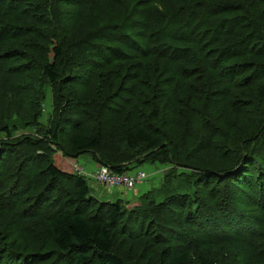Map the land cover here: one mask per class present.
Returning <instances> with one entry per match:
<instances>
[{
	"label": "trees",
	"instance_id": "16d2710c",
	"mask_svg": "<svg viewBox=\"0 0 264 264\" xmlns=\"http://www.w3.org/2000/svg\"><path fill=\"white\" fill-rule=\"evenodd\" d=\"M77 1H0V58L10 54L0 69V91L4 93L5 86L9 87L7 91L24 88L32 98L40 92L37 82L29 86L18 77L32 68L26 59L37 61L42 74L40 86L47 82L62 96L61 83L77 85L68 91L77 100L70 117L63 119L61 115L60 124L58 120L53 130H43L42 137L15 138L16 124L0 121V190L6 174L15 179L9 194H0V264H91L93 260L98 264H132L118 251L117 236L145 240L149 235L141 232L147 221L157 223V228L163 226L164 232L153 238L158 244L171 238L166 230L180 234L185 226L193 234L189 236H197L206 244L226 242L229 232H250L251 221L257 231L255 220L261 217L251 214L250 209H240V213L231 210L234 203L227 187L220 199V214L225 219L219 221L217 211L198 202L197 194L204 189L188 188L179 202H174L176 192L160 202L149 194L128 206L121 200L97 199L91 191L94 185L86 178L89 175L65 171L63 161L67 155L94 152L100 166L123 173L144 162H195L199 152L224 146L229 149L227 153L236 149L239 159L244 152L250 153L252 163L264 173V164L253 157L257 149H248L260 143L264 132V120L260 121L264 114V7L250 13L249 6L245 8L247 0H175L182 10L169 17L161 0H113L117 7L120 3V10L110 23L108 18L104 23L95 22L90 31L74 25L67 34H74L76 39L67 45L54 29L59 19L54 5L58 12L56 2L62 6V2ZM97 1L80 0L85 5L81 13L76 12V19L84 18ZM156 3L163 10L151 9ZM29 10H33L29 14L32 22L18 20ZM236 11L252 19L247 32L240 28V17L225 15ZM208 12L212 15L205 17ZM209 20V26L198 34V27ZM257 43L262 48H257ZM42 45L46 47L44 52L38 50ZM211 46L216 48V55H212ZM24 47L31 51L26 52ZM232 48L244 49L248 67L240 68L242 55L236 50L231 53ZM43 59L46 61L42 64ZM72 68L77 71L72 73ZM4 105L0 102V107ZM54 105L62 111V100L57 99ZM92 110L102 117L92 116ZM35 118L34 114L32 119L39 122ZM243 125L252 127L244 129ZM61 126H69L66 134L58 130ZM63 135L67 136L69 151L57 154L60 149L53 150L50 144L56 145ZM20 146L29 149L17 155ZM14 156L19 164L12 166ZM244 162L248 164L249 160ZM248 168L241 172L249 179L254 173ZM26 174L22 191L21 176ZM242 177L233 180L236 187L247 181L249 188L260 191L264 187V177L243 183ZM90 179L96 182V190L100 186L114 191ZM198 184L206 186L205 181ZM260 199L254 197L252 207L264 211V197ZM177 203L185 212L182 219L181 209L177 218L165 214L166 210L173 213L172 206ZM5 211L16 218L14 230L3 218ZM204 226L219 233H208ZM184 239L189 243V238ZM178 242L161 250L158 245L154 247L157 264L192 262L189 247ZM254 243L264 245V234L255 237ZM254 254L264 258V246L256 247ZM195 258L197 263L193 264H224L202 251Z\"/></svg>",
	"mask_w": 264,
	"mask_h": 264
},
{
	"label": "rangeland",
	"instance_id": "374dc122",
	"mask_svg": "<svg viewBox=\"0 0 264 264\" xmlns=\"http://www.w3.org/2000/svg\"><path fill=\"white\" fill-rule=\"evenodd\" d=\"M1 2H5V0H0ZM9 0H7L8 2ZM80 1V0H79ZM77 1V3H67L66 5L64 2H62V6H60L59 2L57 3V8L58 12L56 9V4L54 5V11L55 13L59 15L58 19V26H56L54 29L57 31V33H61L62 36H60L63 39V43L69 45L70 41L72 38H74V34L70 33L67 34L74 25H77L79 29L83 30H88L90 31L92 28L90 26H93L95 22L99 23H104L107 21L111 22L112 16H116L119 13L120 10V3L118 2V7L117 3L114 2L113 0L108 1L105 4V0H98L93 7L89 10V12L85 15L84 18L78 17L76 19V12L81 13L83 10L84 5H82V2ZM86 3L89 2L90 0H83ZM154 1V0H153ZM192 1H197V0H192ZM163 5L166 7L167 11L163 10L160 5L157 3L155 5L151 6V9L161 11L163 10L166 14V16H172L173 12H177L179 14L181 12V7L179 6V3L175 0H161ZM79 3V4H78ZM24 4V3H23ZM8 5V4H7ZM25 5V4H24ZM71 5V7L69 6ZM248 6L250 8L249 12L254 13L258 9H263L264 7V0H247L245 3V8ZM117 7V9L115 8ZM78 9V11H76ZM204 8L199 11V15L203 12ZM33 10H29L28 14H24L22 18H19L18 20H21V22H32L33 20L29 16V14ZM157 13V12H156ZM28 15V17H27ZM208 15H212L211 12H208L205 17ZM225 15H230V16H238L240 17L237 21L240 22V28H243L244 32H247L250 29V24L251 18L248 16V14L236 11V12H231L229 14ZM82 18V19H81ZM178 19V17H177ZM197 20H195V24L198 23ZM206 21V20H205ZM209 22H205L201 26L198 27V34L200 32H203L204 28L209 24ZM75 22V24H74ZM244 23V24H243ZM166 24V23H164ZM102 25V24H100ZM59 26V29H57ZM245 27V28H244ZM108 32V31H107ZM65 33L67 36H65ZM76 39V38H74ZM238 42H241L236 40ZM44 42V41H42ZM257 48H262L259 43L256 44ZM255 45V46H256ZM75 46H77L75 44ZM42 48H39L38 50L40 52H44L46 47L41 46ZM241 45L237 46V49H240ZM44 49V50H43ZM24 50L26 52H30L31 50L29 48L24 47ZM216 48L214 46L210 47V51H212V55H216L215 52ZM233 50H236L235 48H232L230 52L232 53ZM33 52V50H32ZM236 52L240 53L242 56L240 58L241 64L240 68L244 69L243 67L245 65H248L247 62V55L244 53V49L242 50H236ZM9 53L6 54V56H2L0 58V69L3 65V62L7 60L9 57ZM24 60H19V62H23ZM27 63L31 70H27L23 74H18V77H23L21 82L23 83H28L29 86L32 84V81L36 83V88H39V93L36 94L33 98L32 96H29L27 93V90L24 88L21 91H7L9 89L8 86H5L4 88V93L0 91V102H5V105L3 107H0V121L2 123H15L17 127V133L14 134L15 138H20L22 136H32V135H42L44 136V131L45 129H54L56 124L58 123L59 117L64 119V117L69 116V113H71V110L74 108V106L77 104V100L74 97H71L68 93L69 89H74L76 88L77 85L73 86V84H66L67 86L62 85L61 88V94L58 92L59 89H54L52 86H50L47 82L43 83L42 86L40 84L42 83L41 81V71L38 70L37 68V61H30L29 59H26ZM45 59H43L42 64L45 63ZM50 62L52 61V56L50 57ZM252 65V64H250ZM77 68V67H73ZM72 68V73L76 72V69ZM254 68H251L248 72L244 73L240 78H243L245 75H247L249 72H251ZM27 77V78H26ZM99 82V81H98ZM96 83V85L98 84ZM67 88V90H66ZM14 92V93H12ZM21 92V93H19ZM70 98L68 97V95ZM39 95V96H38ZM38 97V100H37ZM58 99L60 102L62 100V105H61V110H57L54 103ZM89 103V101H87ZM240 105V103H238ZM65 105V106H64ZM69 106V108H68ZM90 108V107H89ZM92 116H100V112L97 111H91L90 112ZM36 115L37 118L39 119L38 121H35L32 119L33 115ZM253 120H257V118H254ZM264 120V114L260 118V121L263 122ZM247 122L250 124L252 120L250 118L247 120ZM60 124V120H59ZM58 124V125H59ZM244 129H248L252 126L248 125H243ZM58 129V127H57ZM69 126H61L60 129L58 130H63V134H66L68 132ZM16 131V130H15ZM39 131V132H38ZM42 134V135H41ZM67 136L65 135L61 136V139L57 142V144H50L53 150H58L56 153H62L68 152L69 148L67 147L66 139ZM263 140V141H262ZM15 141H20V140H15ZM262 141V142H261ZM23 145V144H19ZM66 145V146H65ZM50 147V146H49ZM262 147L264 148V132L261 133L260 135V143H256V145H253L251 147H248L251 152H253L255 149L254 158L255 159H260L262 164H264V150H262ZM228 147L224 146H219L216 149H207L204 152H199L197 158L194 160L195 162L189 161L188 163L183 162L182 160H179V162L175 161H166V160H158V162H144L140 164L139 166H136V168H141L148 171H157L159 174L156 176L152 177L150 181L147 183L144 180L143 187L138 188L140 189V192L137 191V189H133L132 191L130 190H122L121 193L126 194V196H122L119 198V194L116 191H108L107 189L103 187H97V190L93 187L96 186V182L92 179H90L89 176L86 175V178L88 179V183L93 186L91 187L92 194L97 198V199H113V200H121L123 204H127L128 206H133L137 204L140 200L141 197L147 196V195H153L156 200L162 201L164 197L169 196L172 193L174 194V202H179L181 199L179 197L182 196V193L187 192L188 188L196 187L198 189H204L202 193L197 194L198 197V202L201 203L203 207L208 209L210 207L212 210L217 211V215L219 218V221H222L225 219V217H222L220 214L221 208H220V199L222 192L225 187L228 188V193L232 198V201L234 203V206L232 207L231 210H234L236 213H240V209L246 210L250 209L251 214L252 213H257L261 218L260 220H255L253 217L252 219L257 221L258 224L256 226L257 231L255 229H252L253 221H251V231L246 232V233H241L239 232H229L230 234L226 236V242L221 241L216 243H210L206 244L205 242H202L197 236H189L193 235L188 231L189 227H186L180 234H176L175 232H171L166 230V233L168 235H171V238L166 242H162L158 244L157 240H153L157 234L164 232L163 226L156 227V224H149V221H147L144 224V229L141 233H146L149 235L147 239L145 240H133L128 237H125L123 235L117 236L116 244H117V249L118 251L124 256L125 260L127 262H131L132 264H157L158 263V257L157 254L154 253V247L158 245L157 247L159 250L164 248L167 244L171 245L172 243H179L178 241L182 242L183 245L188 246L190 251L192 252L190 256V261L197 263L195 254L202 251L204 254H213L215 257H218L221 259V261L224 264H230V263H235V264H264V258H261V255L258 256V258L255 256L254 251L256 247H263L264 245H258V243H254L255 237H259L260 235L262 236L264 234V211L260 208L254 209L252 207L253 202L251 200L254 199V197L258 198V200L264 197V187L262 186V189L259 191L258 189L254 188H249L247 185L249 184V181H247V184L242 185L241 187H236L234 185V179L235 177H242V172L241 169L243 168H248L249 172L254 173L250 176V181L252 180L253 182L260 181L262 177H264V173L260 171L261 168H258L257 165L252 163L253 158H251L250 153H245L242 156L241 159H239V155H237L238 151L235 149L234 151H231L230 153H227L229 149ZM27 146H20L18 148L17 155H19L20 152H27L28 151ZM238 149V148H237ZM260 149V150H259ZM55 153V154H56ZM229 155V156H228ZM97 154L94 152H84L80 154H75V155H67L65 156V159L63 161V166L64 170L67 172H76L82 171L84 174H88L93 169H96L99 166V162L97 161ZM228 156V158H227ZM15 156L14 159H12V166L14 164H19L16 163L15 161ZM249 160V163L246 164L244 161ZM242 163L244 164V167L242 166ZM200 168L199 170H195V167ZM263 166V165H262ZM3 168V167H2ZM1 168V169H2ZM162 168V170H161ZM17 169V167H16ZM79 169V170H78ZM14 171V168L11 169ZM24 170V167L22 168V171ZM21 171V173H22ZM237 171V173H235ZM10 176H7V174L4 177V180L2 182L0 194L5 193L6 195L9 194V188L15 182V179H10ZM247 178V179H246ZM28 179V175H22L21 176V186L20 189L23 190V185L27 182L26 180ZM241 182L243 183V180H249L248 176L242 177ZM198 180V183H202L205 181L206 186L203 187L202 185L198 184L196 182ZM142 183V182H141ZM262 184H264V179L262 180ZM14 185V184H13ZM253 186H256V184H252ZM174 187H179L178 189H175ZM180 191V192H177ZM28 192V191H27ZM33 193L32 191H29V194ZM110 194V195H109ZM250 196H247V195ZM260 196V197H259ZM260 199V200H261ZM171 208V206H170ZM17 209V208H16ZM172 209H174L173 213L169 210L165 211V214L170 216L171 218H177L179 217V209H181V219L184 217L185 212L181 208V204L177 203L172 206ZM187 210V209H186ZM209 210V209H208ZM213 211V213H214ZM1 214L3 212L0 210ZM5 221L9 224L11 230H14L17 227L16 224V218L13 217V213H6L5 211V216L3 217ZM209 221H206V223ZM212 226H214V223L209 222ZM207 223V224H209ZM249 224V225H250ZM20 224H18V227ZM205 231L208 233L212 232H218V230L215 229H208L205 226L203 227ZM192 231V229H191ZM244 231V229H243ZM183 238H189V243L187 242V239H184L182 241L181 239ZM2 242H0L1 244ZM184 246V247H185ZM180 247V246H179ZM190 264H193V263ZM48 262H45L44 264H47ZM5 264V263H4ZM91 264H98L96 260L91 261Z\"/></svg>",
	"mask_w": 264,
	"mask_h": 264
},
{
	"label": "built area",
	"instance_id": "2783aa9c",
	"mask_svg": "<svg viewBox=\"0 0 264 264\" xmlns=\"http://www.w3.org/2000/svg\"><path fill=\"white\" fill-rule=\"evenodd\" d=\"M78 173H82V171L79 170ZM88 175L110 189L133 190L139 183L147 180L150 173L141 168L118 173L104 165L93 169Z\"/></svg>",
	"mask_w": 264,
	"mask_h": 264
},
{
	"label": "crops",
	"instance_id": "0c3cea01",
	"mask_svg": "<svg viewBox=\"0 0 264 264\" xmlns=\"http://www.w3.org/2000/svg\"><path fill=\"white\" fill-rule=\"evenodd\" d=\"M161 170H162V168H161ZM162 171H163V170H162ZM148 172L150 173L149 178L147 179L148 181H150V179H151L152 177H154V176H156L157 174H159V172H157V171H151V172L148 171ZM147 180L145 181L146 183L148 182ZM143 183H144V182L139 183V184L134 188V190L137 189V191L140 192V189H138V188L143 187V186H142ZM134 190H133V191H134ZM114 191H116V192L120 195L119 198H121L122 196H126L125 192H124V193H121L122 190L114 189ZM130 191H132V190H130ZM109 195H110V194H109Z\"/></svg>",
	"mask_w": 264,
	"mask_h": 264
}]
</instances>
